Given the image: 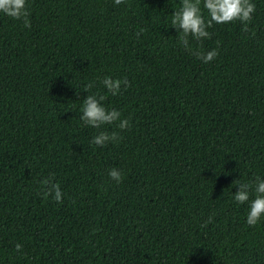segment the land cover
<instances>
[{"label":"trees","instance_id":"16d2710c","mask_svg":"<svg viewBox=\"0 0 264 264\" xmlns=\"http://www.w3.org/2000/svg\"><path fill=\"white\" fill-rule=\"evenodd\" d=\"M253 2L246 28L189 38L217 51L208 63L178 42L180 0H27L30 28L0 14V264H264V221L248 226L231 198L234 180L264 178ZM105 76L123 81L117 95ZM92 94L129 126L84 125ZM100 131L117 140L92 144Z\"/></svg>","mask_w":264,"mask_h":264},{"label":"clouds","instance_id":"9594fccd","mask_svg":"<svg viewBox=\"0 0 264 264\" xmlns=\"http://www.w3.org/2000/svg\"><path fill=\"white\" fill-rule=\"evenodd\" d=\"M115 5H120L124 0H113ZM255 11L253 0H180L178 10L171 15V26L177 29L179 34V43L183 47L196 55L204 63L212 61L217 56V51L198 52L192 49L189 38L195 41L210 38L211 33L207 30L214 23H229L233 20H239L247 27V22L252 19ZM206 12V14H205ZM0 14L9 16L16 20H23L24 27L30 28L31 22L28 19L29 10L27 0H0ZM101 83L113 95H117L121 89L123 81L113 79L111 76H105ZM91 84L85 85L84 90H89ZM103 96L97 94L88 95L82 102L79 116L80 121L89 127L100 129L104 125H110L118 122L120 129L129 126V121L123 119L121 112L117 109H108L102 101ZM117 140V133L111 134L106 131H100L95 135L91 143L97 146H105L109 142ZM111 180L119 183L122 180V173L118 168H112L108 172ZM238 190L232 192L231 198L236 204L247 205L246 224L256 226L264 221V178L256 176L254 180L243 182L234 180ZM43 183L48 184V191L45 196L51 195L56 202H62L63 193L58 183H51L45 180ZM21 245L17 244L16 249L19 251Z\"/></svg>","mask_w":264,"mask_h":264}]
</instances>
